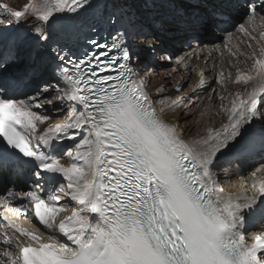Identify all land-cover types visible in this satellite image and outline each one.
I'll return each mask as SVG.
<instances>
[{"label":"snow or ice","instance_id":"1","mask_svg":"<svg viewBox=\"0 0 264 264\" xmlns=\"http://www.w3.org/2000/svg\"><path fill=\"white\" fill-rule=\"evenodd\" d=\"M175 33L186 70L206 36L250 70L154 97L136 69ZM203 92L220 122L186 137ZM0 206L43 228L0 211V264H264V0L0 2Z\"/></svg>","mask_w":264,"mask_h":264},{"label":"rangeland","instance_id":"2","mask_svg":"<svg viewBox=\"0 0 264 264\" xmlns=\"http://www.w3.org/2000/svg\"><path fill=\"white\" fill-rule=\"evenodd\" d=\"M0 2H8L11 4V6H13L15 8V7H18L19 5L23 4L24 0H0ZM148 14L149 13H145V16ZM165 14H166V10L161 9L157 18L162 19ZM176 34L177 33H175L174 36ZM173 40L174 39L171 38L167 41V47L169 49V54L173 55V60L171 62L162 63V62H159L158 60L157 61L149 60L146 62L145 65H140L139 67H137L139 75L145 79L147 90L155 97L157 94L156 90L158 88H160L162 85L166 86L163 89V94L168 96L169 101L178 100L180 97H183L186 94H190L192 89L196 87L195 84L190 83L191 79H192L191 78L192 75H190V76L188 75L189 79L183 81L181 78V74H178V70H177L176 65H175L176 64L175 58H176L177 54L173 50V48H174L173 47V45H174ZM238 44L240 45L241 43H238ZM187 47H188L187 45H183V50H181V51L187 50V52H189ZM246 51L250 52V49L247 47ZM157 55L159 56L160 53H158ZM184 74H182V75H184ZM176 87H182L183 90L182 91H175L174 89ZM208 94H209V92H203L199 96H192V99L194 101H197V103L192 106L191 114L180 121V125H181L182 129L191 128L192 130H194L196 127V131L193 133L194 134L199 133L198 132L199 127H198L197 121L200 120V118L197 116H201V115H200V112L198 113V111L203 110L204 106L207 105L204 103L205 101H203V102H201V101H202V99H205L208 102V99L206 98L208 96ZM184 103H188V101L184 100ZM216 103H218V101H215L212 99V105H214V104L218 105ZM181 111H182V109H180V108L175 110L176 114H179ZM162 115H164L166 118H170V117H172L173 113H163ZM53 118L55 120H63L64 116H58V117H53ZM193 133H191L192 134L191 136H193Z\"/></svg>","mask_w":264,"mask_h":264},{"label":"bare ground","instance_id":"3","mask_svg":"<svg viewBox=\"0 0 264 264\" xmlns=\"http://www.w3.org/2000/svg\"><path fill=\"white\" fill-rule=\"evenodd\" d=\"M172 39H174L173 40V42H174L173 50L177 54L176 57L179 56V55H183L185 52H187V50L181 51V50H183V45H186L185 43H183V41L186 39L184 34L177 33L175 36L172 37ZM242 39H246V38L242 37L240 34H237V35L234 36L232 43L234 45L238 44V43H240V41ZM208 41H210V40L207 38V39L203 40V43L201 44V47L204 49L203 53L199 54L201 58L193 59L191 61L193 66L197 67V71L196 72H193L191 70H186L183 67L177 66V64H175L176 68L178 70V74H181V78H182L183 81L189 79L188 75L189 76L192 75L191 76L192 79H191L190 83L191 84H195L197 86L198 80H199V77L197 75H198V69H200V68L205 69V74L207 75L206 78L207 77H214L215 72L212 70V65H213L214 62L216 63V72H218L221 68H223L226 72L227 71H232L233 75H234L235 69L232 67V65L236 64L237 62H239L238 66L242 70H245V71H249L250 70L251 60H248L247 61V65H246L244 63V61L246 59V57L244 55H238L237 57H229V56H227V54H225V57L221 58L219 53L212 52V46L214 44H221L222 43V39L215 38V40L213 42H209V43H208ZM193 43H195V42H193ZM239 46H240V51L242 53H248L246 51V48H247L246 44L241 43ZM187 49L189 50V52L191 51V49H189L188 47H187ZM210 52L212 53L211 58L205 60L204 57H208ZM229 60H231V63H228ZM182 74H184V75H182ZM249 74H254V71H251ZM241 87H242V85H234L232 88H230V91L234 92V91L238 90ZM206 98L208 99V102L205 99H202V101H201V102L205 101L204 103L207 104L206 106H204V109H203V110H205L206 114L203 117L197 116V117L200 118V120L197 121L198 127H199V131L198 132L201 131V126L204 123H211L213 125H218L219 122H220V118L219 117H212L211 119H209L211 114H212V112L214 111V109L212 107L213 105H212V99H210V94H208V96ZM216 104H218V103H216ZM199 112H201V110H199L198 113ZM195 131H196V127H195L194 130H192L191 128L185 129V136L186 137H195L197 135L196 133L195 134L193 133ZM191 133H193V136H191L192 135ZM225 167H227V165ZM222 179H224V182L226 184H228V189L229 190L235 191L237 189L238 183H239L238 177L233 176L231 178V181H232L231 183H228V178H226V177H222ZM0 208H1V206H0ZM40 230L43 231V229H40Z\"/></svg>","mask_w":264,"mask_h":264}]
</instances>
